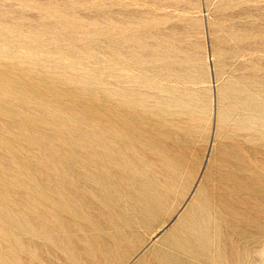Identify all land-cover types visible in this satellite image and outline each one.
Here are the masks:
<instances>
[{"label":"rangeland","instance_id":"1","mask_svg":"<svg viewBox=\"0 0 264 264\" xmlns=\"http://www.w3.org/2000/svg\"><path fill=\"white\" fill-rule=\"evenodd\" d=\"M0 63V264H264V0H0Z\"/></svg>","mask_w":264,"mask_h":264},{"label":"bare ground","instance_id":"2","mask_svg":"<svg viewBox=\"0 0 264 264\" xmlns=\"http://www.w3.org/2000/svg\"><path fill=\"white\" fill-rule=\"evenodd\" d=\"M104 25H105V24H104ZM87 31H88V30H87ZM87 33H88V32H87ZM107 33H108V32H107ZM69 34H70V33H69ZM98 34H100V33H98ZM111 34H112V33H111ZM123 34H124V33H123ZM102 35H103V34H102ZM106 35H107V34H106ZM119 35H120V34H119ZM121 35H122V34H121ZM108 36H109V35H108ZM112 36H113V35H112ZM4 40H5V39H4ZM134 41H137V40L134 39ZM107 46H108V45H107ZM73 48H74V47H73ZM164 50H165V49H164ZM72 52H74V51H72ZM118 52H119V51H118ZM150 52H152V51H150ZM152 54H153V53H152ZM157 54H158V53H157ZM70 55H72V54H70ZM131 58H132V57H131ZM133 59H134V58H133ZM3 60H4V57H3ZM112 61H113V60H112ZM17 62H18V61H17ZM1 63H2V62H1ZM1 63H0V64H1ZM4 63H5V62H4ZM8 63H9V62H8ZM118 63H119V62H118ZM120 63H121V62H120ZM153 63H154V61H153ZM159 63H160V62H159ZM162 63H163V62H162ZM6 64H7V62H6ZM113 64H115V63H113ZM124 64H125V63H124ZM124 64H123V66H124ZM144 64H145V63H144ZM120 65H121V64H120ZM142 65H143V63H142ZM164 65H165V64H164ZM13 66H14V65H13ZM107 66H109V65H107ZM144 66H145V65H144ZM156 66H157V65H156ZM0 67H1V66H0ZM7 67H8V66H6L5 68H7ZM14 67H15V66H14ZM16 67H17V66H16ZM125 67H127V66H125ZM132 67H133V66H132ZM132 67H131V69H133ZM136 67H137V65H136ZM146 67H147V66H146ZM119 68H121V67H119ZM138 68H139V67H138ZM138 68H137V69H138ZM166 68H167V67H166ZM106 69H107V68H106ZM117 69H118V68H117ZM129 69H130V68H129ZM131 69H130V70H131ZM134 69H135V66H134ZM28 70H29V69H28ZM118 70H119V69H118ZM40 71H41V70H40ZM116 71H117V70H116ZM132 71H133V70H132ZM1 72L3 73V71H1ZM128 72H129V71H128ZM134 72H135V71H134ZM139 72H140V71H139ZM141 72H142V71H141ZM144 72H145V71H144ZM144 72H143V73H144ZM98 73H99V72H98ZM124 73L127 74V72H124ZM157 73H158V72H157ZM5 74H6V73H5ZM17 74H18V73H17ZM158 74H159V73H158ZM18 75H20V73H19ZM21 75H22V74H21ZM23 75H24V74H23ZM106 75H107V74H106ZM128 75H129V74H128ZM162 75H163V73H162ZM6 76H7V75H6ZM27 76H28V75H27ZM65 76H66V75H65ZM126 76H127V75H126ZM146 76H147V75H146ZM7 77H8V76H7ZM30 77H32V76H29V78H30ZM33 77H35V76H33ZM33 77H32V78H33ZM71 77H72V76H71ZM74 77H75V76H74ZM79 77H80V76H78V79H79ZM92 77H93V76H91L89 79H91ZM156 77H157V76H156ZM156 77H154V78H156ZM23 78H24V77H23ZM98 78H99V77H98ZM132 78H133V77H132ZM157 78H158V77H157ZM165 78H166V77H165ZM43 79H44V78H43ZM76 79H77V78H76ZM78 79H77V80H78ZM92 79L94 80V78H92ZM135 79H136V78H135ZM18 80H19V79H18ZM26 80H27V79H26ZM30 80H31V79H30ZM60 80H61V79H60ZM62 80H63V79H62ZM69 80H70V79H69ZM118 80H119V79H118ZM142 80H145V79H142ZM16 81H17V80H16ZM87 81H88V80H87ZM154 81H155V80H154ZM77 82H79V81H77ZM77 82L74 83V84H77L76 86H78V83H77ZM139 82H141V81H139ZM152 82H153V81H152ZM156 82H157V81H156ZM27 83H28V82H27ZM91 83H92V82H91ZM145 83H147V82H145ZM57 84H59V83H57ZM67 84H68V83H67ZM148 84H149V83H148ZM29 85H30V84H29ZM63 85H64V84H63ZM144 85H146V84H144ZM59 86H60V84H59ZM67 86H68V85H67ZM76 86H75V87H76ZM87 86H88V85H87ZM25 87H27V86H25ZM147 87L150 88V86H147ZM159 87H161V86H159ZM64 88H65V87H64ZM64 88H63V89H64ZM71 88L73 89L72 86H71ZM120 88H121V87H120ZM0 89H1V88H0ZM11 89H13V88H11ZM25 89H28V88H25ZM67 89H69V87H67ZM72 89H71V90H72ZM74 89H75V88H74ZM78 89H79V87H78ZM80 89H82V88H80ZM80 89H79V90H80ZM89 89L91 90V88H89ZM109 89H110V87H109ZM115 89H117V88H115ZM123 89H125V88H123ZM23 90H24V89H23ZM29 90H30V89H29ZM40 90H41V89H40ZM76 90H77V88H76ZM86 90H88V89L86 88ZM92 90H93V89H92ZM99 90H100V89H99ZM118 90H120V89H118ZM133 90H134V89H133ZM15 91H17V90H15ZM41 91H43V90H41ZM74 91H75V90H74ZM81 91H82V90H81ZM95 91L97 92V90H95ZM107 91H108V90H107ZM116 91H117V90H116ZM120 91H121V90H120ZM26 92H28V91H26ZM31 92H32V90H31ZM38 92H39V91H38ZM118 92H119V91H118ZM124 92H125V91H124ZM166 92H167V91H166ZM6 93H7V92H6ZM12 93H13V92H11V94H12ZM18 93H19V92H18ZM39 93H40V92H39ZM42 93H43V92H42ZM42 93H41V95H42ZM72 93H73V92H72ZM75 93H76V92H75ZM81 93H82V92H81ZM90 93H91V92H90ZM98 93H100V91H99ZM105 93H106V91H105ZM116 93H117V92H116ZM133 93H134V92H133ZM137 93H138V92H137ZM2 94H3V93H2ZM7 94H8V93H7ZM76 94H78V93H76ZM76 94H75V95H76ZM85 94H86V93H85ZM88 94H89V92H88ZM96 94H97V93H96ZM107 94H108V93H107ZM114 94H115V93H114ZM22 95H24V94H22ZM29 95H30V94H29ZM34 95H35V94H34ZM44 95H45V94H44ZM79 95H80V94H79ZM82 95H83V94H82ZM82 95H81V96H82ZM86 95H87V94H86ZM91 95H92V94H91ZM93 95H94V94H93ZM101 95H102V94H101ZM101 95H99V96H101ZM126 95H127V94H126ZM129 95H130V94H129ZM131 95H132V94H131ZM135 95H136V94H135ZM149 95H150V94H149ZM153 95H155V94H153ZM165 95H166V94H165ZM27 96H28V95H27ZM27 96H26V97H27ZM30 96H31V95H30ZM39 96H40V95H39ZM39 96H38V97H39ZM42 96H43V95H42ZM76 96H77V95H76ZM84 96H85V95H84ZM84 96H83V97H84ZM102 96H103V95H102ZM102 96H101V97H102ZM108 96H109V95H108ZM108 96H107V97H108ZM115 96H116V95H115ZM117 96H118V95H117ZM162 96H163V95H162ZM166 96H167V95H166ZM26 97H25V98H26ZM104 97H105V96H104ZM104 97H103V98H104ZM110 97H111V96H110ZM110 97H109V98H110ZM118 97H119V96H118ZM131 97H132V96H131ZM5 98H6V97H5ZM7 98H8V97H7ZM7 98H6V99H7ZM21 98H22V97H21ZM21 98H20V99H21ZM35 98H36V97H34L33 99H35ZM41 98H42V97H41ZM43 98H44V97H43ZM64 98H65V97H64ZM77 98H81V97H80V96H79V97L77 96ZM77 98H76V99H77ZM90 98H91V97H90ZM94 98H95V97H94ZM119 98H120V97H119ZM119 98H118V99H119ZM126 98H127V97H126ZM140 98H141V97H140ZM154 98H155V97H154ZM170 98H172V97H170ZM9 99H11V98H9ZM9 99H8V101H9ZM27 99H28V97H27ZM36 99H38V98H36ZM49 99H50V98H49ZM52 99H53V98H52ZM54 99H55V97H54ZM71 99H72V98H71ZM73 99H74V98H73ZM84 99H86V98H84ZM91 99H92V98H91ZM100 99H101V98H100ZM120 99H121V98H120ZM123 99H124V98H123ZM131 99H132V98H131ZM176 99H177V98H176ZM29 100H30V99H29ZM69 100H70V97H69ZM77 100H78V99H77ZM77 100H74V101H77ZM79 100H80V99H79ZM89 100H90V99H89ZM89 100H88V102H89ZM94 100H95V99H94ZM105 100H106V98H105ZM107 100H108V99H107ZM110 100H111V99H110ZM159 100H160V99H159ZM165 100H166V99H165ZM171 100H172V99H171ZM1 101H2V100H1ZM3 101H6V100H3ZM66 101H67V100H66ZM70 101H71V100H70ZM74 101H73V102H74ZM80 101H81V100H80ZM84 101H85V100H84ZM96 101H97V100H96ZM102 101H103V99H102ZM108 101H109V100H108ZM112 101L114 102L115 100L112 99ZM139 101H140V100H139ZM162 101H163V100H162ZM162 101H160V102H162ZM183 101H184V100H183ZM35 102H36V101H35ZM43 102H44V101H43ZM45 102H46V101H45ZM86 102H87V101H86ZM116 102H117V101H116ZM160 102H159V103H160ZM0 103H2V102H0ZM15 103H16V102H15ZM36 103H38V101H37ZM51 103H52V102H51ZM54 103H55V101H54ZM56 103H57V102H56ZM97 103H99V102L97 101ZM97 103H96V104H97ZM101 103H102V102H101ZM103 103H104V102H103ZM103 103H102V104H103ZM106 103H107V102H106ZM111 103H112V102H111ZM120 103H121V102H120ZM123 103H124V102H123ZM168 103H169V102H168ZM3 104H4V102H3ZM3 104H2V105H3ZM18 104H19V103H18ZM18 104H17V105H18ZM20 104H21V103H20ZM20 104H19V105H20ZM23 104H26V105H27V103H23ZM49 104H50V103H49ZM62 104H63V103H61V105H62ZM99 104H100V103H99ZM126 104H127V103H126ZM132 104H133V103H132ZM134 104H135V103H134ZM149 104H150V103H149ZM173 104H174V102H173ZM7 105H9V104H7ZM32 105H33V103H32ZM58 105H59V104H58ZM107 105H108V103H107ZM113 105H115V104H113ZM127 105H128V104H127ZM152 105H153V104H152ZM152 105H151V106H152ZM169 105H170V104H169ZM14 106H16V105H14ZM41 106H42V105H41ZM66 106H67V105H66ZM70 106H71V105H70ZM90 106H91V105H90ZM92 106H93V105H92ZM108 106H109V105H108ZM110 106H111V105H110ZM110 106H109V107H110ZM122 106H123V105H122ZM148 106H149V105H148ZM1 107H2V106H0V108H1ZM23 107L25 108V106H23ZM31 107H32V106H31ZM35 107L37 108V105H36ZM52 107H54V106H52ZM63 107H64V106H63ZM73 107H74V109H75L76 106H73ZM79 107H80V106H79ZM93 107H94V106H93ZM93 107H92V108H93ZM95 107H96V106H95ZM95 107H94V108H95ZM113 107H114V106H113ZM118 107H119V106H118ZM118 107H117V109H118ZM169 107H170V106H169ZM54 108H55V107H54ZM76 108H77V107H76ZM89 108H90V107H89ZM96 108H97V107H96ZM96 108H95V111L97 110ZM99 108L101 109V108H104V107H99ZM110 108H112V107H110ZM115 108H116V107H115ZM127 108H128V107H127ZM130 108H131V107H130ZM133 108H135V107H133ZM146 108H147V107H146ZM158 108H159V107H158ZM4 109H6V108H4ZM14 109H15V108H14ZM25 109H26V108H25ZM29 109H31V108H29ZM71 109H72V108H71ZM83 109H84V108H83ZM90 109H91V108H90ZM106 109H107V108H106ZM108 109H109V108H108ZM128 109H129V108H128ZM148 109H149V108H148ZM162 109H163V108H162ZM165 109H166V108H165ZM165 109H163V110H165ZM169 109H170V108H169ZM172 109H173V108H172ZM11 110H12V109H11ZM16 110H17V109H16ZM45 110H46V108H45ZM56 110H59V109H56ZM63 110H64V109H63ZM75 110H78V108L75 109ZM80 110H82V109H80ZM80 110H79V111H80ZM86 110H87V109H86ZM101 110H102V109H101ZM104 110H105V109H104ZM111 110H115V109H111ZM185 110H186V109H185ZM30 111H31V110H30ZM52 111H53V110H52ZM70 111H71V110H70ZM98 111H99V110H98ZM106 111H107V110H106ZM137 111H138V110H137ZM137 111H136V112H137ZM155 111H156V110H155ZM170 111H171V110H170ZM3 112H4V111H3ZM25 112H27V110H26ZM33 112H34V111H33ZM33 112H32V113H33ZM54 112H55V111H54ZM54 112H53V113H54ZM56 112H57V111H56ZM65 112H66V111H65ZM101 112H102V111H101ZM103 112H104V111H103ZM109 112H111V111H109ZM127 112H130V111H127ZM136 112H135L134 114H136ZM165 112H166V111H165ZM9 113H10V112H9ZM18 113H19V112H18ZM27 113H28V112H27ZM45 113H46V112H45ZM58 113H59V111H58ZM92 113H93V112H92ZM94 113H95V112H94ZM105 113H106V112H105ZM113 113H114V112H113ZM120 113H121V112H120ZM124 113H125V112H124ZM140 113H141V112H140ZM148 113H149V112H148ZM148 113H147V114H148ZM153 113L155 114V112H152L151 114H153ZM157 113H158V112H157ZM171 113H173V112H171ZM20 114H21V113H20ZM38 114H39V113H37V115H38ZM42 114H43V113H42ZM71 114H72V113H71ZM85 114H87V113H85ZM89 114H90V113H89ZM95 114H96V113H95ZM107 114H108V113H107ZM141 114H142V113H141ZM0 115H1V114H0ZM16 115H18V114H16ZM23 115H25V114H23ZM33 115H34V114H33ZM35 115H36V114H35ZM37 115H36V116H37ZM47 115H48V114H47ZM56 115H57V113H56ZM63 115H65V114H63ZM72 115H73V114H72ZM79 115H80V114H79ZM83 115H84V114H83ZM124 115H125V114H124ZM124 115H123V116H124ZM144 115H145V114H144ZM161 115H162V114H161ZM2 116H3V115H2ZM43 116H45V115H43ZM58 116H59V115H58ZM58 116H57V117H58ZM73 116H74V115H73ZM80 116H81V115H80ZM92 116H94V115L92 114ZM92 116H90V118H91ZM98 116H100V115L98 114ZM107 116H108V115H107ZM109 116H110V115H109ZM111 116H114V115H111ZM119 116H120V115H119ZM119 116H118V117H119ZM136 116H137V115H136ZM138 116H139V115H138ZM149 116H150V115H149ZM155 116H156V115H155ZM155 116H154V117H155ZM8 117H9V116H8ZM8 117H7V118H8ZM59 117H61V116H59ZM69 117H70V116H69ZM78 117H79V116L77 115L76 118H78ZM81 117H82V116H81ZM101 117H102V116H101ZM121 117H122V116H121ZM121 117H119V118H121ZM132 117H133V116H132ZM145 117H146V116H145ZM159 117H162V116H159ZM250 117H251V116H250ZM33 118H34V117H33ZM33 118H32V119H33ZM37 118H38V117H37ZM37 118H36V119H37ZM45 118L47 119V117H45ZM64 118H66V117H64ZM64 118H63V120H64ZM71 118H72V117H71ZM74 118H75V117H74ZM76 118H75V120H77ZM83 118H84V117H83ZM85 118H86V117H85ZM85 118H84V119H85ZM90 118H89V119H90ZM112 118H113V117H112ZM125 118H126V117H125ZM129 118H131V117H129ZM129 118H128V119H129ZM134 118H135V116H134ZM151 118H152V117H151ZM155 118H156V117H155ZM157 118H158V117H157ZM8 119H9V118H8ZM32 119H31V120H32ZM34 119H35V118H34ZM36 119H35V120H36ZM40 119H41V118H40ZM49 119H52V118H49ZM54 119H57V118L54 117ZM66 119H67V118H66ZM69 119H70V118H69ZM72 119H73V118H72ZM94 119L96 120L95 116H94ZM102 119H103V118H102ZM110 119H111V118H110ZM113 119H114V118H113ZM122 119H123V117H122ZM136 119H137V118H136ZM6 120H7V119H6ZM18 120H19V119H18ZM23 120H24V119H23ZM27 120H28V119H27ZM35 120H32V121H35ZM47 120H48V119H47ZM91 120H93V119L91 118ZM100 120H101V119H100ZM103 120H104V119H103ZM106 120H108V119H106ZM106 120H105V121H106ZM111 120H112V119H111ZM116 120H118V119H116ZM116 120H115V122H116ZM132 120H133V119H132ZM145 120H146V119H145ZM150 120L153 121V119H150ZM155 120H157V119H154V121H155ZM158 120H159V119H158ZM164 120H165V119H164ZM9 121H10V120H9ZM12 121H13V118H12ZM16 121H17V120H16ZM37 121H38V120H37ZM42 121H43V120H42ZM44 121H45V120H44ZM68 121H69V120H68ZM78 121H79V120H78ZM122 121H124V120H122ZM122 121H121V122H122ZM130 121H131V120H130ZM134 121H135V120H134ZM139 121H140V123H141V119H139ZM139 121H138V123H139ZM147 121H148V120H147ZM162 121H163V120H162ZM253 121H255V120H253ZM17 122H20V121H17ZM29 122H30V121H29ZM49 122H50V121H49ZM79 122H80V121H79ZM87 122H88V121H87ZM102 122H103V121H102ZM115 122H114V123H115ZM135 122H136V121H135ZM4 123H5V122H4ZM61 123H62V122H61ZM65 123H66V122H65ZM69 123H70V122H69ZM71 123H72V121H71ZM81 123H84V124H85V121H82ZM96 123H98V122H96ZM119 123H120V122H119ZM136 123H137V122H136ZM143 123H144V122H143ZM166 123H167V122H166ZM1 124H3V123H0V125H1ZM5 124H6V123H5ZM66 124H67V123H66ZM88 124H89V122H88ZM88 124H86V126H87ZM91 124H92V123H91ZM104 124H105V123H104ZM107 124H108V123H107ZM111 124H112V123H111ZM116 124H117V123H116ZM127 124H130V123L128 122ZM134 124H135V123H134ZM149 124H150V123H149ZM158 124H160V123H158ZM14 125H15V124H14ZM23 125H24V124H23ZM28 125H29V124H28ZM39 125H40V123H39ZM39 125H38V126H39ZM63 125H64V122H63ZM99 125H100V124H99ZM119 125H120V124H119ZM150 125H151V124H150ZM153 125H154V124H153ZM156 125H157V124H156ZM163 125H164V124H163ZM6 126H7V125H6ZM54 126H55V125H54ZM60 126H61V125H60ZM67 126L72 127V126L69 125V124H68ZM86 126H84V127L86 128ZM100 126H101V125H100ZM134 126H138V125H134ZM151 126H152V125H151ZM9 127H10V125H9ZM12 127H13V126H12ZM12 127H11V128H12ZM18 127H19V126H18ZM26 127H28V126H26ZM32 127H33V126H32ZM32 127H31V128H32ZM43 127H44V126H43ZM45 127H46V126H45ZM58 127H59V126H58ZM75 127L78 128L79 126L77 125V126H75ZM84 127H83V128H84ZM96 127H97V126H96ZM98 127H99V126H98ZM103 127H105V126L103 125L102 128H103ZM106 127H109V126H106ZM117 127H118V126H117ZM147 127H148V126H146V128H147ZM157 127H158V126H157ZM7 128H8V127H7ZM13 128H14V127H13ZM34 128H35V127H34ZM41 128H42V127H41ZM47 128H48V127H47ZM49 128H50V127H49ZM52 128H53V126H52ZM54 128H55V127H54ZM54 128H53V129H54ZM73 128H74V127H73ZM77 128H76V129H77ZM81 128H82V126H81ZM87 128H88V127H87ZM102 128H101V129H102ZM112 128H113V127H112ZM114 128H115V127H114ZM114 128H113V129H114ZM120 128H121V127H120ZM123 128H124V127H123ZM134 128H135V127H134ZM136 128H137V127H136ZM161 128H162V127H161ZM3 129H4V128H3ZM5 129H6V128H5ZM16 129H17V128H16ZM27 129H28V128H27ZM29 129H30V128H29ZM37 129H38V128H37ZM42 129H43V128H42ZM56 129H57V128H56ZM99 129H100V128H99ZM107 129H108V128H107ZM107 129H105V131H106ZM116 129H118V128H116ZM144 129H145V128H144ZM157 129H158V128H157ZM162 129H164V127H163ZM0 130H2V129H0ZM8 130H10V128H9ZM12 130H13V129H12ZM63 130H66V129H63V128H62V131H63ZM74 130H75V128H74ZM86 130H88V129H86ZM90 130H91V129H90ZM110 130H111V128H110ZM110 130H109V131H110ZM131 130H132V129H131ZM150 130H152V129H150ZM164 130H165V129H164ZM166 130H167V129H166ZM3 131H4V130H3ZM10 131H11V130H10ZM20 131H21V130H20ZM30 131H31V130H30ZM34 131H35V130H34ZM34 131H33V132H34ZM54 131H55V130H54ZM70 131H71V130H70ZM76 131H77V130H76ZM79 131H80V130H79ZM115 131H116V130H115ZM128 131H129V130H128ZM139 131L141 132V130H139ZM155 131H156V130H155ZM161 131H163V130H161ZM161 131H160V132H161ZM16 132H18V130H17ZM65 132H66V131H65ZM68 132H69V130H68ZM90 132H91V131H90ZM97 132H98V131H97ZM97 132H96V133H97ZM101 132H102V131H101ZM111 132H112V131H111ZM113 132H114V131H113ZM129 132H131V131H129ZM148 132H149V131H148ZM150 132H151V131H150ZM169 132H170V131H169ZM0 133H1V132H0ZM18 133H19V132H18ZM50 133H54V132H50ZM61 133H62V132H61ZM75 133H76V132H75ZM99 133H100V132H99ZM99 133H98V134H99ZM108 133H110V132H108ZM116 133H117V132H116ZM131 133H132V132H131ZM154 133H155V132H154ZM166 133L168 134V130H167ZM2 134H3V133H2ZM12 134H13V133H12ZM19 134H20V133H19ZM23 134H24V133H22V135H23ZM25 134H26V133H25ZM30 134H32V133H30ZM48 134H49V133H48ZM58 134H59V132H58ZM88 134H89V133L87 132V135H88ZM100 134H101V133H100ZM100 134L97 135V136H100V138H101L100 140H102V137H101ZM128 134H129V133H128ZM142 134H143V133H142ZM163 134H164V133H163ZM3 135H4V134H3ZM6 135H8V134H6ZM63 135H64V134H63ZM63 135H62V136H63ZM110 135H111V134H110ZM112 135H113V134H112ZM147 135H148V134H147ZM0 136H1V135H0ZM8 136H9V135H8ZM18 136H19V135H18ZM48 136H49V135H48ZM55 136H56V134H55ZM60 136H61V135H60ZM62 136H61V139H63ZM68 136H69V135H68ZM71 136H73V135H71ZM75 136H76V135H75ZM85 136H86V135H85ZM105 136H106V135H105ZM108 136H109V135H108ZM113 136H114V135H113ZM145 136H146V135H145ZM145 136H143V137H145ZM151 136H152V134H151ZM153 136L155 137V135H153ZM160 136H162V135H160ZM31 137H32V136H31ZM64 137H65V136H64ZM66 137H67V136H66ZM66 137H65V138H66ZM80 137H81V136H80ZM117 137H118V136H117ZM120 137H121V136H120ZM120 137H119V138H120ZM137 137H138V136L136 135V138H137ZM156 137H157V136H156ZM162 137H163V136H162ZM10 138H11V136H10ZM14 138H15V137H14ZM18 138H19V137H18ZM18 138H17V139H18ZM29 138H30V137H29ZM46 138H47V137H46ZM46 138H45V139H46ZM65 138H64V139H65ZM71 138H72V137H71ZM81 138H82V137H81ZM85 138H86V137H85ZM85 138H84V139H85ZM87 138H88V137H87ZM92 138H93V137H92ZM105 138H106V137H105ZM107 138H108V137H107ZM2 139H3V138H2ZM17 139H16V140H17ZM19 139H20V138H19ZM21 139H23V138H21ZM26 139H27V138H26ZM45 139H44V141H45ZM57 139H58V138H57ZM74 139L76 140V138H74ZM93 139L95 140V139H97V138H93ZM103 139H104V138H103ZM141 139H143V138H141ZM154 139H155V138H154ZM157 139H158V137H157ZM16 140H14V141H16ZM23 140H24V139H23ZM33 140H34V139H33ZM35 140H36V139H35ZM37 140H38V139H37ZM77 140H78V139H77ZM85 140H86V139H85ZM90 140L92 141V139H90ZM97 140H98V139H97ZM107 140H109V139H107ZM147 140H148V139H147ZM150 140H151V139H150ZM150 140H149V142H150ZM152 140H153V137H152ZM31 141H32V140H31ZM39 141H40V140H39ZM39 141H38V142H39ZM42 141H43V140H42ZM59 141H60V140H59ZM61 141H62V140H61ZM61 141H60V142H61ZM82 141H83V140H82ZM98 141H99V140H98ZM98 141H97V142H98ZM116 141H117V140H116ZM128 141H129V140H128ZM138 141H139V140H138ZM155 141H156V140H155ZM2 142H3V141H2ZM8 142H9V141H8ZM50 142H51V141H50ZM53 142H54V141H53ZM62 142H63V141H62ZM73 142H74V140H73ZM99 142H100V141H99ZM101 142H102V141H101ZM105 142H107V141H105ZM118 142H120V141H118ZM149 142H148V143H149ZM13 143H14V142H13ZM13 143H12V144H13ZM19 143H20V142H19ZM41 143H42V142H41ZM41 143H40V144H41ZM45 143H46V142H45ZM76 143H77V141H76ZM76 143H75V144H76ZM95 143H96V142H95ZM95 143H94V144H95ZM121 143H122V142H121ZM121 143H120V144H121ZM133 143H134V142H133ZM135 143H136V142H135ZM143 143H145V142H143ZM150 143H151V142H150ZM25 144H26V143H25ZM25 144H24V146H25ZM47 144H48V143H47ZM49 144H50V143H49ZM57 144H58V143H57ZM63 144H64V143H63ZM75 144H74V146H75ZM89 144H91V143H89ZM96 144H97V143H96ZM99 144H100V143H99ZM103 144H104V143H103ZM103 144H102V145H103ZM105 144H106V143H105ZM107 144H108V143H107ZM123 144H124V141H123ZM125 144H126V143H125ZM17 145H18V144H17ZM50 145H51V144H50ZM68 145H69V144H68ZM70 145H71V144H70ZM76 145H77V144H76ZM92 145H93V143H92L90 146H92ZM100 145H101V144H100ZM112 145H113V144H112ZM132 145H133V144H132ZM29 146H30V144H29ZM40 146H41V145H40ZM71 146H73V145H71ZM77 146H78V145H77ZM77 146H76V147H77ZM82 146H84V144H83ZM90 146H89V147H90ZM97 146H99V145H97ZM113 146H114V145H113ZM116 146H119V145H116ZM120 146H121V145H120ZM1 147H3V146H1ZM6 147H7V146H6ZM20 147H21V145H20ZM66 147H67V144H66ZM84 147H85V146H84ZM100 147H101V146H100ZM132 147H133V146H132ZM135 147H136V146H135ZM138 147H139V146H138ZM36 148H38V147H36ZM68 148H69V147H68ZM70 148H71V147H70ZM72 148H74V147H72ZM78 148H81V147H78ZM78 148H77V149H78ZM82 148H83V147H82ZM114 148H115V147H114ZM116 148H117V147H116ZM127 148H128V147H127ZM136 148H137V147H136ZM143 148H144V147H143ZM3 149H4V147H3ZM15 149H16V148H15ZM15 149H14V150H15ZM17 149H18V148H17ZM19 149H20V148H19ZM77 149H76V150H77ZM85 149H86V148H85ZM88 149H89V148H88ZM92 149H94L93 146H92ZM100 149H102V148H100ZM100 149H99V150H100ZM120 149H121V148H120ZM128 149H129V148H128ZM139 149H140V148H138V150H139ZM141 149H142V147H141ZM28 150H29V149H28ZM32 150H33V148H32ZM50 150H51V149H50ZM80 150H81V149H80ZM82 150H83V149H82ZM104 150H105V149H104ZM104 150H102V151L106 153V151H104ZM135 150H136V149H135ZM12 151H13V150H12ZM12 151H11V153H12ZM20 151H21V150H20ZM22 151H23V150H22ZM30 151H31V149H30ZM52 151H53V150H52ZM83 151H84V150H83ZM133 151H134V150H133ZM3 152H4V151H3ZM25 152H27V148H26ZM28 152H29V151H28ZM36 152H37V151H36ZM36 152H35V154H36ZM48 152H49V151H48ZM68 152H70V150H69ZM68 152H67V153H68ZM96 152H97V151H96ZM136 152H137V151H136ZM1 153H2V152H1ZM5 153H6V152H5ZM22 153H23V152H22ZM30 153H31V152H29V154H30ZM38 153H39V152H38ZM45 153H47V152H45ZM49 153H50V152H49ZM71 153H72V152H71ZM71 153H70V154H71ZM77 153H78V152H77ZM81 153H82V152H81ZM84 153H85V152H84ZM93 153H94V152H93ZM100 153H101V152H100ZM112 153H113V152H112ZM116 153H117V152H116ZM128 153H129V152H128ZM138 153H139V151H138ZM3 154H4V153H3ZM15 154H16V153H15ZM32 154H33V153H32ZM51 154H52V153H51ZM54 154H55V153H54ZM60 154H61V153H60ZM72 154H73V153H72ZM125 154H126V153H125ZM135 154H136V153H135ZM18 155H19V154H18ZM20 155H21V154H20ZM26 155H27V153H25V156H26ZM43 155H44V154H43ZM63 155H64V154H63ZM67 155H68V154H67ZM100 155H101V154H100ZM103 155H105V154H103ZM117 155H118V154H117ZM132 155H134V154L132 153ZM220 155H221V154H220ZM32 156H33V155H31V158H32ZM37 156H38V155H37ZM82 156H83V155H82ZM85 156H87V155H85ZM122 156H123V155H122ZM126 156H127V155H126ZM129 156H130V155H129ZM137 156H138V155H137ZM51 157H52V156H51ZM58 157H59V155H58ZM58 157H57V158H58ZM61 157H62V156H61ZM64 157H65V156H64ZM102 157L104 158V156H102ZM115 157H116V156H115ZM130 157H131V156H130ZM1 158H2V157H1ZM6 158H7V157H6ZM29 158H30V156H29ZM33 158H34V157H33ZM81 158H82V157H81ZM85 158H86V157H85ZM91 158H92V157L90 156V159H91ZM117 158H119V157H117ZM124 158H125V156H124ZM133 158H134V157H133ZM136 158H137V157H136ZM156 158H157V157H156ZM58 159H59V158H58ZM83 159H84V158H83ZM90 159H89V160H90ZM92 159H93V158H92ZM97 159H98V158H97ZM99 159H101V157H99ZM129 159H130V158H129ZM63 160H64V159H63ZM66 160H67V159H66ZM68 160H69V158H68ZM76 160H77V159H76ZM87 160H88V158H87ZM104 160H105V159H104ZM104 160H102V161H104ZM108 160H109V159H108ZM108 160H105V162L107 161V163H108ZM118 160H119V159H118ZM118 160H117V161H118ZM125 160H126V159H125ZM125 160H124V162H125ZM133 160H134V159H133ZM137 160H138V159H137ZM8 161H9V160H8ZM21 161H23V160H21ZM49 161H50V160H49ZM55 161H56V160H55ZM64 161H65V160H64ZM69 161H70V160H69ZM79 161H80V160H79ZM99 161H100V160H99ZM128 161H129V160H128ZM18 162H20V161L18 160ZM25 162H26V161H25ZM29 162H30V161H29ZM35 162H36V160H35ZM81 162H82V160H81ZM93 162H94V160H93ZM97 162H98V161H97ZM105 162H104V163H105ZM120 162H121V161H120ZM14 163L16 164V162H14ZM22 163H23V162H22ZM70 163H71V162H70ZM83 163H84V162H83ZM99 163H101V161H100ZM102 163H103V162H102ZM109 163H110V161H109ZM125 163H126V162H125ZM137 163H138V162H136V164H137ZM7 164H9V163H7ZM11 164H12V163H11ZM57 164H58V161H57ZM84 164H86V163H84ZM88 164H89V163H88ZM90 164H91V162H90ZM96 164H97V163H96ZM120 164H122V162H121ZM123 164H124V163H123ZM130 164H131V163H129L128 166H129ZM133 164H135V163H133ZM20 165H21V164H20ZM23 165H24V164H23ZM25 165H26V164H25ZM63 165H64V164H63ZM67 165H68V164H67ZM76 165H77V164H76ZM99 165H101V164H99ZM103 165H104V164H103ZM107 165L109 166V164H107ZM110 165H111V164H110ZM114 165H115V164H114ZM126 165H127V163H126ZM126 165H125V166H126ZM138 165H139V164H138ZM14 166H15V165H14ZM14 166H13V167H14ZM33 166H34V165H33ZM40 166H41V165H40ZM50 166H51V165H50ZM69 166H70V164H69ZM74 166H75V165H74ZM87 166H88V165H87ZM6 167H7V166H6ZM9 167H10V166H9ZM9 167H8V168H9ZM17 167H18V166H17ZM17 167H16V168H17ZM27 167H28V166H27ZM35 167H37V165H36ZM85 167H86V166H85ZM85 167H84V168H85ZM98 167H99V166H98ZM113 167H114V166H113ZM119 167H120V166H119ZM122 167H123V166H122ZM131 167H132V166H131ZM138 167H139V166H138ZM14 168H15V167H14ZM22 168H23V166H22ZM22 168H21V169H22ZM62 168H63V167H62ZM92 168H93V167H92ZM115 168H116V167H115ZM136 168H137V166H136ZM9 169H11V168H9ZM25 169H26V168H25ZM45 169H46V168H45ZM71 169H72V168H71ZM113 169H114V168H113ZM113 169H112V170H113ZM133 169H134V168H133ZM133 169H132V170H133ZM138 169H139V168H138ZM15 170H16V169H15ZM17 170H18V169H17ZM27 170H28V169H27ZM27 170H26V171H27ZM67 170H68V169H67ZM83 170H84V169H83ZM110 170H111V169H110ZM118 170H119V169H118ZM125 170H126V168H125ZM134 170H135V169H134ZM60 171H61V169H60ZM95 171H97V170H95ZM99 171H100V170H99ZM121 171H122V169H121ZM121 171H120V172H121ZM19 172H20V171H18V173H19ZM22 172H23V171H22ZM72 172H73V171H72ZM87 172H88V171H87ZM171 172H172V171H171ZM23 173H25V172H23ZM66 173H67V172H66ZM100 173H103V172H100ZM112 173H113V172H112ZM114 173H115V171H114ZM117 173H118V172H117ZM125 173H126V172H124V174H125ZM132 173H133V171H132ZM26 174H27V173H26ZM73 174H75V173H73ZM82 174H83V173H82ZM84 174H86V172H85ZM84 174H83V175H84ZM122 174H123V173H122ZM216 174H217V173H216ZM47 175H48V174H47ZM50 175H51V173H50ZM83 175H82V176H83ZM86 175H88V173H87ZM96 175H98V174H96ZM100 175H101V174H100ZM128 175H129V172H128ZM207 175H208V174H207ZM210 175H211V174H210ZM56 176H57V175H56ZM56 176H54V177H56ZM73 176H74V175H73ZM82 176H81V177H82ZM98 176H99V175H98ZM98 176H97V177H98ZM101 176H102V175H101ZM107 176H109L108 173H107ZM174 176H175V175H174ZM36 177H37V176H36ZM54 177H53V178H54ZM83 177H84V176H83ZM89 177H92V176H89ZM103 177H104V176H103ZM129 177H130V176H129ZM207 177H208V176H207ZM220 177H221V176H220ZM18 178H19V177H18ZM18 178H17V179H18ZM73 178H74V177H73ZM84 178L86 179V177H84ZM110 178H111V177H110ZM130 178H131V177H130ZM132 178L134 179V177H132ZM132 178H131V179H132ZM205 178H206V177H205ZM89 179H90V178H89ZM104 179H105V178H104ZM12 180H13V179H12ZM20 180H21V178H20ZM41 180H42V179H41ZM63 180H64V179H63ZM81 180H82V179H81ZM81 180H80V181H81ZM107 180H108V179H107ZM117 180H118V179H117ZM17 181H19V180H17ZM29 181H30V180H29ZM52 181H53V180H52ZM54 181H55V180H54ZM66 181H67V180H66ZM72 181H73V180H72ZM97 181H98V180H97ZM97 181H96V182H97ZM104 181H105V180H104ZM104 181H103V182H104ZM125 181H126V180H125ZM127 181H128V180H127ZM131 181H132V180H131ZM137 181H138V180H137ZM141 181H142V179H141ZM168 181H169V180H168ZM205 181H206V180H205ZM207 181H208V180H207ZM48 182H49V181H48ZM84 182H85V181H84ZM101 182H102V181H101ZM105 182H106V181H105ZM135 182H136V181H135ZM139 182H140V181H139ZM24 183H25V182H24ZM44 183H45V182H44ZM51 183H52V182H51ZM131 183H132V182H131ZM142 183H143V182H142ZM201 183H202V182H201ZM1 184H2V183H1ZM38 184H39V183H38ZM83 184H84V183H83ZM91 184H92V183H91ZM95 184H96V183H95ZM110 184H111V182H110ZM125 184H126V183H125ZM133 184H137V183H133ZM133 184H132V185H133ZM206 184H207V183H206ZM206 184H205V185H206ZM29 185H30V184H29ZM98 185H99V184H98ZM119 185H120V182H119ZM119 185H118V186H119ZM137 185H139V184H137ZM142 185H143V184H142ZM144 185H145V184H144ZM144 185H143V186H144ZM43 186H45V184H44ZM57 186H59V185H57ZM71 186H72V185H71ZM74 186H75V185H74ZM81 186H82V185H81ZM81 186H79V187H81ZM84 186H85V185H84ZM121 186H122V185H121ZM156 186H157V185H156ZM21 187H22V186H21ZM48 187H49V186H48ZM91 187H92V186H91ZM125 187H126V186H125ZM163 187H164V185H163ZM208 187H210V186H208ZM23 188H24V187H23ZM62 188H63V187H62ZM62 188H61V189H62ZM93 188H94V187H93ZM120 188H121V187H120ZM134 188L136 189L137 186L134 187ZM171 188H172V187H171ZM11 189H12V188H11ZM50 189H51V188H50ZM97 189H98V188H97ZM101 189H102V188H101ZM116 189H117V188H116ZM116 189H115V190H116ZM145 189H146V187H145ZM159 189H160V188H159ZM18 190H19V189H18ZM26 190H27V189H26ZM86 190H87V189H86ZM102 190H103V189H102ZM118 190H119V189H118ZM142 190H143V189H142ZM164 190H165V189H164ZM169 190H170V189H169ZM204 190H205V189H204ZM208 190H209V189H208ZM1 191H2V190H1ZM87 191H88V190H87ZM111 191H112V190H111ZM119 191H120V190H119ZM123 191H124V190H123ZM152 191H153V190H152ZM155 191H156V190H155ZM155 191H154V192H155ZM12 192H13V191H12ZM18 192H19V191H18ZM88 192H89V191H88ZM129 192H130V191H128L127 193H129ZM154 192H153V193H154ZM201 192H202V191H201ZM201 192H199V194H200ZM204 192H206V191H204ZM208 192H209V191H208ZM32 193H34V192H32ZM44 193H45V192H44ZM53 193H54V192H53ZM91 193H92V192H91ZM103 193H104V192H103ZM120 193L123 194L122 191H121ZM125 193H126V192H125ZM142 193H143V192H142ZM206 193H207V192H206ZM210 193H211V192H210ZM166 194H167V193H166ZM1 195H2V194H1ZM40 195H42V194H40ZM40 195H39V196H40ZM88 195H89V194H88ZM103 195H104V194H103ZM106 195H107V194H106ZM129 195H130V194H129ZM215 195H216V193H215ZM221 195H222V194H221ZM25 196H26V195H25ZM25 196H24V197H25ZM28 196H29V195H28ZM36 196H37V195H36ZM56 196H57V195H56ZM56 196H55V197H56ZM90 196H91V195H90ZM112 196H113V195H112ZM150 196H151V194H150ZM195 196L197 197V195H195ZM200 196H201V195H200ZM228 196H229V195H228ZM41 197H42V196H41ZM67 197H68V196H67ZM102 197H103V196H102ZM104 197H105V196H104ZM126 197H127V196H126ZM222 197H223V196H222ZM224 197H225V195H224ZM74 198H75V197H74ZM117 198H118V196H117ZM127 198H129V197H127ZM143 198H144V196H143ZM148 198H149V197H148ZM206 198H207V197H206ZM220 198H221V196H220ZM225 198H226V197H225ZM24 199H25V198H24ZM28 199H29V198H28ZM42 199H43V198H42ZM72 199H73V198H72ZM79 199H81V198H79ZM134 199H136V198L134 197ZM153 199H154V198H153ZM222 199H223V198H222ZM228 199H229V198H228ZM29 200H30V199H29ZM60 200H61V199H60ZM119 200H120V199H119ZM193 200H195V199H193ZM216 200H217V199H216ZM220 200H221V199H220ZM72 201H73V200H72ZM93 201H94V200H93ZM136 201H137V200H136ZM154 201H155V199H154ZM224 201H225V200H224ZM30 202H31V201H30ZM62 202H63V201H62ZM147 202H148V201H147ZM5 203H6V202H5ZM43 203H44V202H43ZM55 203H56V202H55ZM141 203H142V202H141ZM149 203H150V202H149ZM151 203H152V200H151ZM218 203H219V202H218ZM220 203H221V202H220ZM222 203H223V201H222ZM23 204H24V203H23ZM29 204H30V203H29ZM32 204H33V203H32ZM63 204H64V202H63ZM71 204H72V203H71ZM133 204H134V203H133ZM145 204H146V203H145ZM156 204H157V203H156ZM199 204H200V203H199ZM223 204H224V203H223ZM51 205H53V204H51ZM51 205H49V206H51ZM78 205H79V204H78ZM158 205H159V203H158ZM26 206H27V205H26ZM30 206H31V204H30ZM36 206H37V205H36ZM153 206H154V205H153ZM221 206H222V205H221ZM221 206H220V207H221ZM223 206H225V205H223ZM38 207H39V206H38ZM51 207H52V206H51ZM58 207H59V206H58ZM71 207H73V206H71ZM141 207H142V206H141ZM141 207H140V208H141ZM147 207H148V204H147ZM25 208H26V207H25ZM39 208H40V207H39ZM41 208H43V207H41ZM44 208H45V207H44ZM44 208H43V209H44ZM59 208H60V207H59ZM74 208H75V207H74ZM79 208H80V207H79ZM136 208H137V207H136ZM145 208H146V207H145ZM145 208H144V209H145ZM158 208H159V207H158ZM188 208H189V206H188ZM28 209H29V208H28ZM36 209H37V208H36ZM45 209H46V208H45ZM56 209H57V208H56ZM68 209H69V208H68ZM107 209H108V208H107ZM152 209H153V208H152ZM154 209H155V208H154ZM156 209H157V208H156ZM156 209H155V210H156ZM222 209H223V208H222ZM222 209H221V210H222ZM224 209H225V207H224ZM62 210H63V207H62ZM62 210H61V211H62ZM71 210H72V209H71ZM73 210H74V209H73ZM75 210H76V209H75ZM134 210H135V209H134ZM137 210H138V208H137ZM193 210L195 211V209H193ZM226 210H227V209H226ZM43 211H44V210H43ZM144 211H145V210H144ZM144 211H143V212H144ZM189 211H190V210H189ZM191 211H192V210H191ZM196 211H197V209H196ZM48 212H49V211H48ZM69 212H70V211H69ZM145 212H146V211H145ZM154 212H155V211H154ZM154 212H153V213H154ZM4 213H5V212H4ZM42 213H44V212H42ZM45 213H46V212H45ZM118 213H119V212H118ZM130 213H131V212H130ZM138 213H139V212H138ZM37 214H38V213H37ZM56 214H57V211H55L54 216H55ZM114 214H115V213H114ZM120 214H121V212H120ZM122 214H123V213H122ZM189 214H190V213H189ZM189 214H188V216H189ZM199 214H200V213H199ZM13 215H15V214H13ZM44 215H45V214H44ZM60 215H61V214H60ZM71 215H72V213H71ZM81 215H82V214H81ZM86 215H87V214H86ZM102 215H103V214H102ZM123 215H124V214H123ZM131 215H132V214H131ZM119 216H120V215H119ZM121 216H122V215H121ZM125 216H127V215H125ZM190 216H191V215H190ZM36 217H37V216H36ZM38 217H39V216H38ZM46 217H47V216H46ZM49 217H50V216H49ZM82 217H83V216H82ZM82 217H81V218H82ZM116 217H118V215H117ZM116 217H115V218H116ZM127 217H128V216H127ZM146 217H147V216H146ZM195 217H196V216H195ZM200 217H201V216H200ZM22 218H23V217H22ZM51 218H54V217H51ZM51 218H50V219H51ZM83 218H84V217H83ZM106 218H107V217H106ZM122 218H124V217H122ZM25 219H26V218H25ZM42 219H43V217H42ZM0 220H1V219H0ZM8 220H9V219H8ZM146 220H147V219H146ZM182 220H183V219H182ZM182 220H181V221H182ZM232 220H233V219H232ZM24 221H26V220H24ZM37 221H38V220H37ZM43 221H44V220H43ZM43 221H42V222H43ZM53 221H54V220H53ZM56 221H57V220H56ZM137 221H138V220H137ZM144 221H145V220H144ZM3 222H4V221H3ZM27 222H28V221H27ZM129 222H130V221H129ZM9 223H10V222H9ZM12 223H13V222H12ZM23 223H24V222H23ZM30 223H31V222H30ZM54 223H55V222H54ZM54 223H53V224H54ZM57 223H58V222H57ZM114 223H115V222H114ZM149 223H150V221H149ZM206 223H207V222H206ZM36 224H37V223H36ZM146 224H147V223H146ZM201 224H202V223H201ZM0 225H1V224H0ZM50 225H51V223H50ZM38 226H39V225H38ZM46 226H47V224H46ZM119 226H120V225H119ZM191 226H193V225H191ZM194 226H195V225H194ZM194 226H193V227H194ZM2 227H3V226H2ZM4 227H5V226H4ZM6 227H7V225H6ZM11 227H12V226H10V228H11ZM21 227H22V226H21ZM28 227H29V226H28ZM47 227H48V226H47ZM53 227H54V226H53ZM53 227H52V228H53ZM174 227H175V226H174ZM185 227H187V226H185ZM189 227H190V226H189ZM22 228H23V227H22ZM29 228H30V227H29ZM8 229H9V228H8ZM48 229H49V227H48ZM118 230H119V229H118ZM122 230H123V229H122ZM191 230H192V229H191ZM193 230H194V229H193ZM3 231H4V230H3ZM21 231H22V230H21ZM180 231H181V230H180ZM183 231H184V229H183ZM202 231H203V228H202ZM4 232H5V231H4ZM18 232H19V231H18ZM25 232H26V230H25ZM177 232H178V230H177ZM194 232H195V231H194ZM203 232H204V231H203ZM205 232H206V231H205ZM6 233H7V232H6ZM9 233H10V232H9ZM15 233H16V232H15ZM26 233H27V232H26ZM182 233H183V232H182ZM206 233H207V232H206ZM206 233H205V234H206ZM47 234H48V233H47ZM117 234H119V233H117ZM169 234H171V232H170ZM185 234H186V233H185ZM18 235H19V234H18ZM187 235H188V234H187ZM175 236H176V233H175ZM190 236H191V235H190ZM28 237H30V236H28ZM167 237H168V236H167ZM184 237H185V236H184ZM18 238H20V237H18ZM116 238H117V237H116ZM176 238H177V237H176ZM181 238H182V236H181ZM60 239H61V238H60ZM15 240H16V239H15ZM30 240H31V239H30ZM47 240H48V239H47ZM61 240H62V239H61ZM166 240H167V238H166ZM171 240H172V239H171ZM186 240H187V239H186ZM202 240H203V239H201V241H202ZM26 241H27V239H26ZM57 241H58V240H57ZM59 241H60V240H59ZM90 241H91V240H90ZM117 241H118V240H117ZM183 241H184V240H183ZM14 242H15V241H14ZM35 242H36V240H35ZM60 242H61V241H60ZM171 242H172V241H171ZM178 242H180V241H178ZM188 242H189V241H188ZM17 243H18V242H17ZM182 243H183V242H182ZM184 243H185V242H184ZM191 243H192V242H191ZM57 244H60V243H57ZM170 244H171V243H170ZM176 244H177V243H176ZM194 244H195V243H194ZM200 244H201V243H200ZM7 245H8V244H7ZM164 245H166V244H164ZM173 245H174V242H173ZM173 245H171V246H173ZM182 245H183V244H182ZM8 246H10V245H8ZM23 246H24V245H23ZM38 246H39V245H38ZM200 246H202V245H200ZM5 247H6V246H5ZM56 247H57V246H56ZM122 247H123V246H122ZM127 247H128V246H127ZM175 247H177V245H175ZM178 247H179V246H178ZM181 247H182V246H181ZM193 247H194V246H193ZM18 248H19V247H18ZM27 248H28V247H27ZM39 248H41V247H39ZM199 248H200V247H199ZM4 249H5V248H4ZM53 249H54V248H53ZM53 249H51V250H53ZM129 249H130V248H129ZM158 249H159V248H158ZM166 249H167V248H166ZM173 249H174V247H173ZM175 249H178V248H175ZM179 249H180V248H179ZM6 250H7V249H6ZM33 250H34V249H33ZM97 250H98V248H97ZM114 250H115V249H114ZM168 250H169V249H168ZM186 250H187V249H186ZM16 251H17V250H16ZM106 251H107V250H106ZM111 251H112V250H111ZM115 251H116V250H115ZM156 251H157V250H156ZM161 251H162V250H161ZM170 251H171V250H170ZM157 252H158V251H157ZM162 252H164V250H163ZM165 252H166V251H165ZM165 252H164V253H165ZM15 253H16V252H15ZM114 253H115V252H114ZM209 253H210V252H209ZM5 254H6V253H5ZM7 254H8V253H7ZM7 254H6V256H7ZM97 254H98V253H97ZM154 254H155V253H154ZM168 254H169V252H168ZM170 254H171V253H170ZM185 254H186V253H185ZM152 255H153V253H152ZM199 255H200V254H199ZM202 255H203V254H202ZM4 256H5V255H4ZM197 256H198V255H197ZM200 256H201V255H200ZM8 257H9V256H8ZM10 257H11V256H10ZM10 257H9V258H10ZM12 257H14V256L12 255ZM159 257H160V255H159ZM169 257H170V256H169ZM182 257H183V255H182ZM184 257H185V256H184ZM190 257H191V256H190ZM14 258H15V257H14ZM26 258H27V257H26ZM166 258L168 259V257H166ZM201 258H202V257H201ZM104 259H105V258H104ZM109 259H110V258H109ZM122 259H123V258H122ZM167 259H166V260H167ZM185 259H186V258H185ZM9 260H10V259H9ZM12 260H13V259H12ZM92 260H93V259H92ZM168 260H169V259H168ZM170 260H171V259H170ZM28 261H29V260H28ZM103 261H104V260H103ZM164 261H165V260H164ZM4 262H7V261H4ZM117 262H118V259H117ZM152 262H153V261H152ZM169 262H170V261H169ZM147 263H148V262H147ZM149 263H151V262H149ZM149 263H148V264H149ZM12 264H13V263H12ZM115 264H116V263H115ZM118 264H119V263H118ZM181 264H183V263H181ZM191 264H192V263H191Z\"/></svg>","mask_w":264,"mask_h":264}]
</instances>
